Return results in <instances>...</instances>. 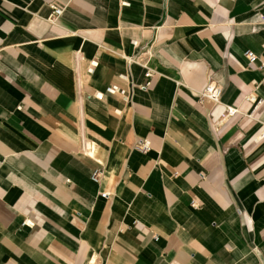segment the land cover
Listing matches in <instances>:
<instances>
[{
    "label": "crops",
    "instance_id": "crops-1",
    "mask_svg": "<svg viewBox=\"0 0 264 264\" xmlns=\"http://www.w3.org/2000/svg\"><path fill=\"white\" fill-rule=\"evenodd\" d=\"M251 92L264 0H0V264H264Z\"/></svg>",
    "mask_w": 264,
    "mask_h": 264
},
{
    "label": "built area",
    "instance_id": "built-area-1",
    "mask_svg": "<svg viewBox=\"0 0 264 264\" xmlns=\"http://www.w3.org/2000/svg\"><path fill=\"white\" fill-rule=\"evenodd\" d=\"M123 1H124V3H126V0H123ZM50 8H51V12L49 13V15L47 16L46 19L50 23H56L58 18L63 14L65 6L53 3V4L50 5ZM245 55L247 56V58L251 62H253V61H255L257 59L256 53H254L252 50L248 49L247 51H245ZM145 76H146L147 80H146V82H144L143 84L140 85V87L142 89H147L151 85V82H152L151 78L153 76V71L150 68H147L146 72H145ZM222 91H223L222 85H220L218 83H215V82H212V81H208L206 86L200 92L199 100L202 101V102L205 101V100H210V101H212L214 103H218L219 100H220ZM106 92L115 94V93L120 92V88L117 85H111V86L107 87ZM104 93H105L104 91H100V92H97L95 94V96L97 98H102ZM245 99L253 104V109H252V112L250 113L251 116L264 103V99L261 98V97H258L256 95V93H254V92H251V93L247 94L245 96ZM235 111H236L235 107L231 106V107L227 108V114H232ZM260 137H264V129L261 131ZM136 146H137L138 149L147 152V151H149L151 149V142H150L149 139H141V140H139L137 142ZM99 175H100V172L99 171H95L92 174V179L95 180V181H98L99 180ZM101 195L102 196H108V193L107 192H102ZM24 224L28 225V226H34L35 223L31 219L26 218L24 220Z\"/></svg>",
    "mask_w": 264,
    "mask_h": 264
}]
</instances>
